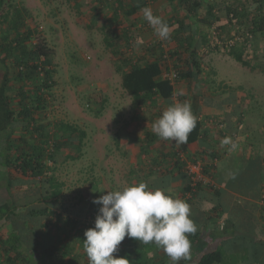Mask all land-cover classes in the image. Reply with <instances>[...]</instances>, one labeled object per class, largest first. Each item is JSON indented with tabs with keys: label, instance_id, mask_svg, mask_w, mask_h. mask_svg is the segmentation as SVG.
<instances>
[{
	"label": "trees",
	"instance_id": "1",
	"mask_svg": "<svg viewBox=\"0 0 264 264\" xmlns=\"http://www.w3.org/2000/svg\"><path fill=\"white\" fill-rule=\"evenodd\" d=\"M152 1L160 0H91L85 4L84 0H74L76 23L103 33L110 62L131 97V121L141 119L144 111L150 117V129L144 127L138 143L143 164L148 166L147 176L157 177L152 181L146 177L144 182L174 196L173 183L184 180L175 197L191 205V219L198 230L188 237L191 258L179 264H264V238L258 236L255 224L241 232L233 219L222 221L224 213L219 210L222 187H233L240 195L264 201L259 195L264 189L263 158L261 154L250 156L231 181L218 176L214 162L220 158L218 141L205 127L208 116L203 115L201 105L227 90L232 96L234 90L223 81L215 83L217 73L204 60L209 53H220L252 72L264 73V53L258 51L264 33V0H166L171 6V14L162 17L171 29L167 40L158 38L143 17L141 9ZM104 8L109 11L103 12ZM86 11L90 23L83 20ZM154 15L160 16L157 11ZM112 25L120 29L115 31ZM140 30L151 34V42L137 39L135 32ZM53 58L54 50L30 12L14 0H0V166L9 169L3 186L8 198L0 200V264H88L84 232L94 227L101 207L92 203L93 199L105 193L95 188V196L91 194L90 181L77 200L69 205L62 201L64 182L56 174L58 163L81 156L86 133L61 119L38 122L45 118L50 92L56 85ZM170 72L176 73L174 79L163 77ZM181 91L183 95H177ZM224 99L216 101L217 109H222ZM185 100L191 103L197 127L187 144L174 142L164 149L161 145L170 141L157 137L152 124L169 105ZM104 102L97 104L96 115ZM212 116L213 120L218 117ZM237 117L236 128L243 121L241 115ZM16 129L23 135H17ZM222 131L220 136H224ZM194 143L198 149L190 154L186 146ZM70 149L75 155L62 154ZM197 161L208 182L195 181L189 173L188 165ZM107 188L112 190L110 185ZM203 203L212 207L199 208ZM236 210L233 216L238 219L242 213L246 218L245 209ZM216 236L221 237V243L211 249ZM118 249L114 256L123 255L130 264H171L155 244L127 236Z\"/></svg>",
	"mask_w": 264,
	"mask_h": 264
},
{
	"label": "rangeland",
	"instance_id": "2",
	"mask_svg": "<svg viewBox=\"0 0 264 264\" xmlns=\"http://www.w3.org/2000/svg\"><path fill=\"white\" fill-rule=\"evenodd\" d=\"M89 1L91 0H84L82 4ZM14 2L30 12L38 30L54 50L56 85L51 89L45 118L38 122L46 124L61 119L78 125L86 133L85 145L78 159L63 160V156L59 158L63 161L58 163L56 174L64 182L63 203L69 205L77 200L90 181L92 188L90 192L95 196L96 193L93 191L95 188L106 194L108 185L111 186V191H114L131 183L145 181L146 177L150 179V176H147L148 166L141 161L140 150L138 152L136 143L132 145L133 138L143 133L144 126L148 127L145 120L148 113L144 111L141 119L131 121V97L123 90L121 77L110 62V52L103 41V33L96 28L87 29L76 23L74 0H14ZM106 10L104 8L103 12ZM85 13L83 20L90 23V13L88 11ZM123 23L126 24L127 21L123 20ZM111 28L115 31L120 29L117 25H112ZM144 32L147 31L140 30L135 33L140 35ZM204 60L216 69L217 75L213 76L215 83L222 80L223 84L234 89L232 93L234 96L238 90L240 93L245 92L244 97H250L251 101L257 98H260V101L264 100V73L250 72L233 58L216 52L209 53ZM2 68L3 65L0 64V70ZM1 79L0 72V81ZM238 85L243 87L242 92ZM224 94L228 96L229 91ZM103 99L106 100L105 106L101 113L96 115L97 104ZM221 99L223 97H220ZM252 106L257 107L258 111L255 113L251 111L250 114L254 115L246 116L250 123L248 133L254 142L257 139L264 144V102L258 104L255 102ZM15 132L17 135H23L21 130L16 129ZM122 138L130 141L124 143L121 141ZM252 144V149L247 148L258 150L259 144ZM168 145L166 144V149ZM65 153L75 155L73 149L64 150L62 154ZM150 155H154V152ZM132 168L135 171L137 168L139 170L132 174L130 172ZM8 172L7 167L0 166V200L3 201L8 198L3 187ZM176 193L174 191V196Z\"/></svg>",
	"mask_w": 264,
	"mask_h": 264
},
{
	"label": "clouds",
	"instance_id": "3",
	"mask_svg": "<svg viewBox=\"0 0 264 264\" xmlns=\"http://www.w3.org/2000/svg\"><path fill=\"white\" fill-rule=\"evenodd\" d=\"M144 19L161 40L171 37L167 21L154 15L150 7L141 9ZM177 95H183L178 92ZM197 127L190 101L175 102L164 109L152 124V132L175 145L187 144L190 133ZM221 146L230 151L237 149L231 137H224ZM101 205L94 227L86 229L83 250L88 264H130L127 257H116L118 246L128 238L143 244H155L169 258L171 264L191 258L192 243L197 225L191 219V205L165 189L150 187L147 182L128 184L93 199Z\"/></svg>",
	"mask_w": 264,
	"mask_h": 264
},
{
	"label": "crops",
	"instance_id": "4",
	"mask_svg": "<svg viewBox=\"0 0 264 264\" xmlns=\"http://www.w3.org/2000/svg\"><path fill=\"white\" fill-rule=\"evenodd\" d=\"M149 7L152 9L154 14H155V11H157L159 13V15L161 17H164V18H167L171 14V6L166 0H160V1H155V2L152 1V3L149 5ZM263 34L261 35L262 37L260 39L262 41L259 43L260 45L258 44V48H259L258 51L261 53H264V35ZM147 38H148V40H147ZM151 38L152 37H151V34L149 32H144V33L137 36V39L139 41L143 40L142 42H145V41L150 42ZM214 70L216 71V69H214ZM250 72H252V71H250ZM255 72H258V71L255 70ZM220 82H222V80ZM225 85H227V84H225ZM238 87L240 88V91H241V89H243V87L241 85H238ZM244 93L245 92L240 93L237 90V93L235 96L233 94H232V96H229L230 94H228V96H225V94H220L219 96L212 97L213 100L211 102L204 104L202 101V104H201L202 105V111L204 112L203 115L208 116V122L205 125V127H206V129L207 128L210 129L209 131L211 132V136L213 138L215 137V139L218 141L217 142V148H218V152L220 153V158L218 160L214 161L216 164L217 175L220 177L222 176L223 179H225V180L228 179L230 181L233 178L234 173L241 170V167L245 164V161L250 156H252L253 154H254V156L256 154H261V156L263 158V160H262L263 165H264V144H261L260 141H257V139H255V142H254L252 139L253 137H250V134L248 133V131H249L248 128H249L250 123H249V120L246 118V116L249 115L251 111L254 113L258 111L257 107L253 108L252 105L255 102L257 104L260 102H264V100L260 101L259 100L260 98H257V99H254L253 101H251L250 97H248V96L244 97V96H246ZM242 96H243V99H241ZM220 97L225 98L226 101H225V104H223L222 109L221 108L217 109L216 101H219ZM230 97H232V98H230ZM228 101L231 102L230 105L227 104ZM250 102L253 104L249 105ZM235 106L236 107L238 106L237 112L231 114L232 109ZM259 112H261V111H259ZM259 112H258V114L261 115ZM254 113L250 114V115H254ZM212 114H215V116L217 115L218 117L215 118V120H213L214 117L212 116ZM238 115H241V117L243 118V121L241 123H239V125H237V128H236L235 126L238 122V117H237ZM149 118L150 117L146 118L147 122H148V129H150V125H151L150 122L148 121ZM228 124H229V126H228ZM143 129L144 128H142V131H143ZM225 129H227V130L225 131ZM222 130L225 131L224 136L219 135L220 131H222ZM226 136L231 137L233 142H235L237 144L238 147L235 151H230L228 146H224V147L221 146V140ZM138 139H139V135L137 137H134L132 145L134 146V143H136V146H137V149L139 152ZM121 141H123L124 143H127L128 141H130V139L125 140V138H122ZM247 141H249V142H247ZM174 142L175 141L163 143V145H161V146H166V144H169L168 146H170V145L174 144ZM252 143H254L255 145L259 144L258 150H256V151L250 150L251 146H253ZM247 147H250V148L248 149ZM164 149H166V147ZM197 149H198V145L196 143L190 144L189 146H186V150L190 154L194 153ZM138 155H139V153H138ZM141 161H143L142 158H141ZM156 177H157L156 174H153V176L150 175V180L152 181V180L156 179ZM183 182H184V180H182V178H181L178 181H176L175 183H173V191L177 192L176 194L179 193L180 185H182ZM261 186H264V182L261 183ZM175 188H176V190H175ZM222 189H223V191H222L223 193L221 194V197H220L221 198L220 201L222 202V206H221V208H219V210H221V211L223 210L222 212L224 213L222 221L233 219L236 223H238V225H240L239 228L241 229L240 230L241 232L247 231L249 224H252V226L255 224V228H257V231H258V236L264 238V226H263V223H264V219H263L264 218V209H263L264 208V201L259 200V199H251L250 197L240 195L239 193H237V191H235L233 189V187H232V189L229 187H226V188L222 187ZM248 191H250V189H248ZM260 192H261L259 194L260 197H264V189L261 190ZM198 202H199V200L196 201V204ZM198 206H199V208L210 209L212 207V204L211 203H206V204L203 203V205H198ZM236 207H238V208L240 207L243 210L245 209L247 211L246 218H245V216H243L244 218L242 217V213H240L241 217H238V219H237V216H233V214L237 213ZM261 217H262V220H261ZM256 221H259V222L256 223ZM220 243H221V237L216 236L215 240H213L212 244L210 245L211 249H214L216 247V245H219Z\"/></svg>",
	"mask_w": 264,
	"mask_h": 264
},
{
	"label": "built area",
	"instance_id": "5",
	"mask_svg": "<svg viewBox=\"0 0 264 264\" xmlns=\"http://www.w3.org/2000/svg\"><path fill=\"white\" fill-rule=\"evenodd\" d=\"M163 77H167L168 79L172 80L176 77V73L170 72L168 74H164ZM187 168H188L189 173L192 174L193 180H195V181L200 180L203 182L209 181V179L206 178L205 176H203L201 173L200 161H197L195 164H189Z\"/></svg>",
	"mask_w": 264,
	"mask_h": 264
}]
</instances>
